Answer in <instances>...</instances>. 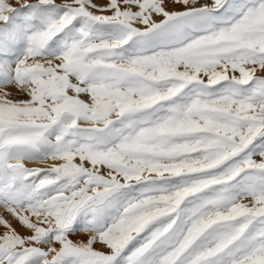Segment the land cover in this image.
<instances>
[{
    "label": "snow or ice",
    "instance_id": "6c2138e0",
    "mask_svg": "<svg viewBox=\"0 0 264 264\" xmlns=\"http://www.w3.org/2000/svg\"><path fill=\"white\" fill-rule=\"evenodd\" d=\"M0 264H264V0H0Z\"/></svg>",
    "mask_w": 264,
    "mask_h": 264
},
{
    "label": "rangeland",
    "instance_id": "374dc122",
    "mask_svg": "<svg viewBox=\"0 0 264 264\" xmlns=\"http://www.w3.org/2000/svg\"><path fill=\"white\" fill-rule=\"evenodd\" d=\"M58 2H59V0H58Z\"/></svg>",
    "mask_w": 264,
    "mask_h": 264
}]
</instances>
